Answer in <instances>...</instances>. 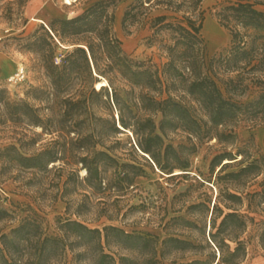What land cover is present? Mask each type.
I'll return each instance as SVG.
<instances>
[{
  "label": "trees",
  "instance_id": "1",
  "mask_svg": "<svg viewBox=\"0 0 264 264\" xmlns=\"http://www.w3.org/2000/svg\"><path fill=\"white\" fill-rule=\"evenodd\" d=\"M29 1L0 0V19L26 22L23 14ZM202 1L135 0L126 8L122 24L127 33L150 7L169 12L152 19L155 35L151 38L157 40L158 34L166 32L170 39L160 42L167 58L162 65L136 60L125 52L114 31L119 0H94L72 16L52 17L48 25L41 22L23 46L38 55L49 79V87L32 89V96L45 105L12 99L0 88V125L40 127L50 138L32 153L16 143L5 146L0 150L4 165L58 171L60 181L65 177L62 197L68 198L67 211L80 217L90 211L92 195L127 193L135 179L147 172L145 165L168 177L178 175L175 169L189 171L190 155L196 151L193 138L235 146L236 128L242 121L264 125V8L258 7L264 6V0H235L217 11L231 34V46L227 53L209 58L202 35ZM61 46L66 48L59 54ZM99 81L105 84L97 89ZM250 85L258 88L256 96L239 99ZM99 103L109 116L96 115ZM126 131L132 132L134 148L146 163L121 161L122 156L114 153L115 144L108 145L109 139ZM177 131L186 133L191 144L166 143L169 134ZM241 150L225 149L211 160L212 172L220 167L217 178L224 181L212 209L204 202L190 206L211 209L207 245L218 256L211 252L206 258L181 263L174 257L173 264H242L253 237L264 248V155L241 160L238 170L225 172ZM258 177L257 188L250 189ZM80 189L85 192L79 193ZM74 194L81 198L70 197ZM1 200L0 192V219L11 217ZM102 214L113 216L108 209ZM250 225L254 234L248 233ZM59 229L62 234L49 235L40 220L26 218L10 231L0 232V264H57L68 249L73 253L69 264H160L170 251L198 247L169 236L159 249V237L151 232H128L111 224L91 227L70 217ZM112 246L136 256L113 251Z\"/></svg>",
  "mask_w": 264,
  "mask_h": 264
},
{
  "label": "rangeland",
  "instance_id": "2",
  "mask_svg": "<svg viewBox=\"0 0 264 264\" xmlns=\"http://www.w3.org/2000/svg\"><path fill=\"white\" fill-rule=\"evenodd\" d=\"M25 7L23 17L27 19H17L16 21H6L0 19V26L8 29L6 36L0 41V88L7 90L12 99L27 100L38 106L45 105L36 100L32 95L34 87H49V79L44 74L40 65L39 57L36 53L29 51L23 43L25 39L33 33L38 25L43 22L31 19L26 15V8L34 10L38 5L34 0H30ZM38 1V0H35ZM56 3H64V0H54ZM75 0H73L74 2ZM94 0H79L77 9L82 11ZM235 0H203L201 9L204 11V25L202 35L206 42L207 57H211L219 52L227 53L231 46V34L217 17V11L224 5ZM135 0H119L115 8L114 31L123 41V48L127 54L139 61H149L156 65H162L167 60L165 53L160 49V42H170L166 32H161L159 39L153 40L155 29L152 26V19L156 15L169 13L160 6L150 7L148 14L138 23L130 25L129 33L123 27L122 20L126 8ZM31 5V6H30ZM259 8L264 6L259 5ZM39 19V18H37ZM52 18L45 19L46 24ZM66 46L59 48V54L64 52ZM24 65L27 68L28 78L21 83H12L8 78L12 76L16 69ZM258 88L250 85L244 95L239 99L247 101L256 96ZM96 115L109 116L107 110L100 103L95 109ZM237 139L235 146H225L216 139L204 140L196 143V151L190 155L191 166L189 171L175 169L176 176L168 177L166 173L153 170L144 166L146 173L135 179V185L131 186L125 194H114L110 196L92 195L91 209L84 215L78 217L76 214L67 211L66 199L62 197L64 190L63 180H59L58 171L53 170L42 173L35 170L25 169L17 165H4L0 158V192L2 195L1 205L8 209L11 217L0 219V232H8L11 228L19 225L26 218H36L40 220L49 235L62 234L59 226L67 218L79 219L91 227L104 225H117L128 232H151L158 235L162 249V240L174 236L186 239L197 244L198 247L188 251H170L166 258L161 257L160 264H173L172 260L177 257L179 263L196 258H206L209 253L218 252L215 248L207 245L209 218L213 203L224 181H218L217 175L220 167H216L215 172L211 170L212 158L225 149L238 152L237 159L230 162L231 165L225 172L238 170L241 160H252L264 155V125L242 121L236 128ZM50 135L42 133L40 127H25L13 125H0V150L11 143H16L24 152L32 153L42 149L48 142ZM21 138L23 145L19 143ZM118 139L119 143H115ZM132 141L133 146H131ZM108 145L115 144V152L122 156L121 161H134L146 163L142 154L134 148V140L131 131L121 132L113 136L108 141ZM166 143H171L178 147L180 143L190 145L187 134L183 131L172 132L166 139ZM102 146L98 145L100 149ZM229 160H224L228 162ZM63 163V161L56 164ZM85 171H81L83 176ZM261 177L250 183V189L257 188V182ZM85 192L83 189L78 190ZM73 199H80V194H74ZM65 199V200H64ZM204 202L206 206L190 207L191 205ZM76 204V203H75ZM74 204V205H75ZM74 209V208H72ZM104 209H108L113 216L102 214ZM241 213L245 209L240 210ZM185 220L194 221L197 226L188 225ZM248 233H255L254 225H250ZM249 235V234H247ZM113 251L135 257L131 251L112 246ZM248 255L242 264H264V248L259 244L258 239L253 237L248 244ZM73 253L70 249L66 255L58 260L57 264H69L72 261Z\"/></svg>",
  "mask_w": 264,
  "mask_h": 264
},
{
  "label": "crops",
  "instance_id": "3",
  "mask_svg": "<svg viewBox=\"0 0 264 264\" xmlns=\"http://www.w3.org/2000/svg\"><path fill=\"white\" fill-rule=\"evenodd\" d=\"M79 3V0L74 1L71 4H66L65 2L59 4L56 3L54 0H34V4L38 5L37 8L34 10L28 5L25 13L31 19L39 21L42 20L46 24L45 19H49L52 17L72 16L78 13L79 10L77 9V7Z\"/></svg>",
  "mask_w": 264,
  "mask_h": 264
},
{
  "label": "built area",
  "instance_id": "4",
  "mask_svg": "<svg viewBox=\"0 0 264 264\" xmlns=\"http://www.w3.org/2000/svg\"><path fill=\"white\" fill-rule=\"evenodd\" d=\"M7 32L8 29H5L0 26V41L6 36ZM27 78H28L27 68L24 65H22V67L17 68L16 72L8 78V81L12 83H21L26 81Z\"/></svg>",
  "mask_w": 264,
  "mask_h": 264
},
{
  "label": "bare ground",
  "instance_id": "5",
  "mask_svg": "<svg viewBox=\"0 0 264 264\" xmlns=\"http://www.w3.org/2000/svg\"><path fill=\"white\" fill-rule=\"evenodd\" d=\"M64 2H65L66 4H71V3L73 2V0H64ZM41 21H42V20H41ZM103 84H105L104 81H99V82H97V83H96V87H97V89H99V88L101 87V85H103Z\"/></svg>",
  "mask_w": 264,
  "mask_h": 264
}]
</instances>
